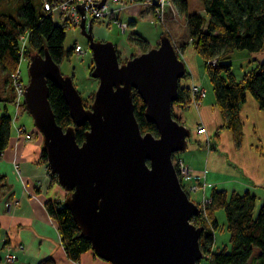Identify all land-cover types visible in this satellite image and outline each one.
<instances>
[{
  "label": "water",
  "instance_id": "95a60500",
  "mask_svg": "<svg viewBox=\"0 0 264 264\" xmlns=\"http://www.w3.org/2000/svg\"><path fill=\"white\" fill-rule=\"evenodd\" d=\"M109 0L96 4L102 9ZM81 33L100 84L90 109L50 56L34 55L25 89L26 111L44 137L49 169L71 193L65 201L75 223L97 256L109 264H200L206 230L192 223L201 209L190 199L174 159L188 149L191 130L175 120L180 82L187 67L168 36L160 45L122 64L111 42L96 41L94 21ZM63 92L73 122L90 129L79 144L75 128L63 129L49 101V83ZM134 91L146 104V117L159 137L141 132Z\"/></svg>",
  "mask_w": 264,
  "mask_h": 264
},
{
  "label": "trees",
  "instance_id": "16d2710c",
  "mask_svg": "<svg viewBox=\"0 0 264 264\" xmlns=\"http://www.w3.org/2000/svg\"><path fill=\"white\" fill-rule=\"evenodd\" d=\"M58 1L22 0L15 11L0 9V64L10 75L15 74L21 66L23 55L30 57L34 53L44 56L48 50L55 62L61 65L66 58L76 53V44L69 50L64 47L69 25H56L54 15L44 9V2L56 4ZM152 1L132 0L136 5L148 4ZM173 1L178 13L186 16L189 40L206 64L217 106L221 109L224 118L222 129L233 132L236 144L240 147L243 142L240 112L248 95L254 97L264 112V59L255 61L257 67L246 73L241 81L236 80L229 60L233 53L239 51H248L256 55L264 52V0H200L204 14H189L188 0ZM22 37L28 38L25 52L21 49ZM129 41L140 50V54L152 49L151 44L140 34L131 35ZM188 45L190 44L183 43L180 52L183 53ZM134 57L136 55L132 58ZM211 62H217V65L214 66ZM187 76L186 72L185 78ZM49 92V101L56 114L57 124L64 130L74 127L78 143L83 144L90 125L74 124L64 94L53 82L49 83ZM178 97L179 101L175 105L186 110V106L191 101L190 89L180 87ZM13 99V96H9L5 103L12 104ZM133 99L136 121L141 132L152 133L159 137L156 125L147 120L146 104L136 91ZM175 120L182 124L178 117H175ZM14 123L15 118L7 110L0 113V159L10 145ZM42 159L48 163L45 151ZM176 171L178 172L177 169ZM52 178L56 177L52 176ZM1 182L2 177H0V198L5 195L6 187ZM195 182L198 183L197 180ZM185 185L183 182L182 186L186 190ZM200 187L202 188V185ZM65 201H48L46 209L59 225L62 245L68 258L80 263L82 255L92 252L93 249L91 243L82 234L81 228L75 223L73 214L66 208ZM220 210H225L226 213L230 250L226 246L225 249L214 251L215 234L220 227L216 213ZM205 218L206 220H203L201 215L193 218L192 221L206 230L201 240V250L207 264H264V202L258 205V198L254 194L250 192L228 194L224 190H215ZM1 234L0 226V237ZM39 264H55V262L48 258Z\"/></svg>",
  "mask_w": 264,
  "mask_h": 264
},
{
  "label": "crops",
  "instance_id": "0c3cea01",
  "mask_svg": "<svg viewBox=\"0 0 264 264\" xmlns=\"http://www.w3.org/2000/svg\"><path fill=\"white\" fill-rule=\"evenodd\" d=\"M156 1L128 6L118 14L119 18L122 22L129 23L134 34H140L147 40V33L141 31L140 20L143 18L155 24L152 22L151 4ZM98 23L100 27L97 28V33L101 38L103 34L100 28L111 24ZM95 25L94 22L93 32ZM121 44V47H116L120 59L126 58L129 61L134 55H129L130 50H127L124 42ZM251 57L253 61H262L264 52L259 55L252 54ZM181 59L186 64L188 74L180 82L181 88L191 89L200 85L206 89L207 94L200 107L185 110L178 105L173 108L175 117L191 130L188 149L176 160L182 161L196 176L198 184L202 185L197 193L203 197L211 199L215 190H224L228 194L250 192L258 198V205H261L264 202V112L254 97L248 95L240 112L243 142L238 147L234 133L222 129L224 118L217 106L216 96H207L208 90L204 84L206 78L210 77L206 64L191 45L186 47ZM5 96L0 99V109L2 112L7 110L16 119L17 111L14 105L5 103L9 95ZM21 114L19 121H15L13 125L10 145L0 159L1 183L6 186L5 195L0 198V264H3L1 262H4L3 259L8 253L17 256L19 261L15 264H39L48 258L53 259L55 264H109L93 250L83 254L80 263L68 258L62 245L59 225L48 214L46 204L48 201L64 202L69 192L60 186L56 176L55 179L52 178L54 175L49 169V163L42 159L44 137L26 119L23 112ZM22 125L33 133L32 141L18 138L16 126ZM201 125L207 129V135L198 133ZM13 200L19 201L20 205L8 209L6 203ZM20 246L23 250L19 249Z\"/></svg>",
  "mask_w": 264,
  "mask_h": 264
},
{
  "label": "rangeland",
  "instance_id": "374dc122",
  "mask_svg": "<svg viewBox=\"0 0 264 264\" xmlns=\"http://www.w3.org/2000/svg\"><path fill=\"white\" fill-rule=\"evenodd\" d=\"M21 2L22 0H0V9H3V8L13 9V11H15V8H18L17 6L21 5ZM188 4H189L188 6L189 14H193L197 12H201L204 14V11H203L204 8L202 7L200 0H188ZM130 6H133V4ZM151 10H152V22H154L155 24H152L150 21L148 22L144 20L143 18H141L140 20L141 31L144 33H147L148 43L151 44L152 48H156L157 46L160 45L159 42L161 40V37L163 35L168 36L171 42L174 43L175 49L177 53H179V56L181 58L183 53L180 52V49L183 43H187L193 46L192 42L189 40V32L187 30L186 16L180 15L178 13V10L175 8V6L174 8H171V10L169 9L166 11L164 18H158L155 11L153 9ZM54 22L56 25L63 24L60 14L55 13ZM95 23L96 25L94 27L93 34H94L96 41L104 40L105 42L102 41L104 43L111 42L116 47L117 45L121 47L122 46L121 43L124 42L127 45V50H130V54H129L130 56H133V55H136V57L140 56V50H138V48H136L129 41L130 36L134 34L132 27H130L126 33H123L117 25L116 26L114 24H111L110 26L105 25L102 28H100V31L103 34V36H101L100 38V36H98L99 34L97 33V28L100 27V23H98L97 21ZM66 36H67V40L64 44V47L66 50H69L72 47H74L73 45L78 44L83 47L84 52L86 53H84V55L74 53L72 57L66 58L63 61V63L60 65L62 75H64L65 77H70L72 78V80H74L75 87L77 88V91H79L84 103H88V105H91L92 107V105L95 102L94 99L98 91L97 89L99 87L100 82L98 79H93L91 77V73H92L91 70L93 71V69L95 68H94V61H93L92 53L90 50V46L88 45V40L85 37V35H82L81 26L80 27L72 26V28H70L67 31ZM34 55L36 54L34 53L31 54V56H34ZM251 56H252V53H249L248 51H239L231 55L229 62L233 67V73L237 81H241V79L244 77L246 73L250 72L252 69L257 67L258 65L257 62L253 61ZM30 57L23 55V61L21 63V66L19 67V70L21 71V73H20V78L18 80L14 79L13 74L10 75V73L5 71L2 65L0 64V99L2 100V97H4L5 94L6 96L8 95L13 96L14 99H13L12 105H14V108L17 111L15 114L16 116L15 121L17 122L19 121V118L22 115L21 112H23L26 119H29L31 124L34 125V120H33L32 115H29V113L26 111V107L24 104V98L22 96L20 97L19 93L16 90L19 84H22L23 87H27L30 84L29 82L30 75L28 71L29 65L31 63ZM120 61L122 64H125L126 62H128L126 58H122V60L120 59ZM13 81H15V83ZM16 82H17V85H16ZM204 85H206L205 88H207L208 90L207 96L209 97L214 96L213 90H212L213 85H211L210 78L208 77L206 78ZM177 106L178 105H175V108ZM0 112H2L1 109H0ZM21 127L27 130V127L23 125L20 127L16 126V129H20ZM180 155L181 153H177L176 158L179 157ZM185 183L187 184V182ZM198 191L187 193V194L190 197V199L198 206V208L201 209L202 219L206 220L205 217H206V211L208 207L205 204H206V201L209 199H207L206 197H203L202 194L197 193ZM70 195L71 193H68L66 196L67 197L66 199H68ZM216 218H218L220 227H219V230H217L215 234L216 243H215L214 251L225 249L226 246L230 250V240H229L230 234L227 229V218H226L225 210L218 211L216 213ZM9 254L10 253H8V255ZM6 257H4L3 261L5 260ZM1 263L7 264L5 261ZM200 264H207L205 255H204L203 260L200 262Z\"/></svg>",
  "mask_w": 264,
  "mask_h": 264
},
{
  "label": "built area",
  "instance_id": "2783aa9c",
  "mask_svg": "<svg viewBox=\"0 0 264 264\" xmlns=\"http://www.w3.org/2000/svg\"><path fill=\"white\" fill-rule=\"evenodd\" d=\"M101 1H95V0H59L56 4L44 2V9L46 12H50V14L55 15V13L60 14V17L63 21V24H68L70 28L72 26L80 27L82 24V14L79 11V6H82L83 4L86 5V18L89 22L90 20H95L97 22H109L110 24L117 25L120 30L123 33H126L127 30L130 28L129 23L122 22L119 18V13H121L123 10H125L130 5H136L132 2V0H109L102 9H99L96 4L100 3ZM152 9L157 14L158 18H164L166 11L171 10V8H174V1L173 0H157L155 3V6ZM114 7L115 9H113ZM28 44V38L22 37L21 39V49L24 52L26 49V46ZM76 53L77 54H83L84 49L82 46L76 44ZM22 52V54H23ZM23 60V59H22ZM212 65L216 66L217 62H211ZM21 71L17 70L15 74H13V78L18 80L20 78ZM15 83V81H13ZM19 82V81H18ZM17 85V82H16ZM25 89L26 87H23L22 84H19L17 86V92L19 93L20 97L22 96L25 101ZM207 91L201 87L200 85L193 86L190 89V97L191 101L186 106V109L188 108H197L200 107L203 100L206 98ZM26 107V105H25ZM18 138H25L26 141H32L33 133L31 134L28 130L24 128H20L17 130ZM198 133L200 135H207V129H205L204 126L198 127ZM175 168L178 170L177 174L180 177L181 183L187 182L185 185L186 191L188 193L196 192L201 189L200 185L196 183V176L192 174L190 168H188L185 164H183L182 161L176 160L174 161ZM195 182V183H194ZM7 208L11 209L13 206L17 207L19 206V201L13 200L12 202L6 203ZM207 207L211 205V199L206 201L205 204ZM19 249L23 250V247L20 246ZM7 264H15L18 262V258L16 255H7V257L4 260Z\"/></svg>",
  "mask_w": 264,
  "mask_h": 264
},
{
  "label": "flooded vegetation",
  "instance_id": "af4514ba",
  "mask_svg": "<svg viewBox=\"0 0 264 264\" xmlns=\"http://www.w3.org/2000/svg\"><path fill=\"white\" fill-rule=\"evenodd\" d=\"M85 108L90 109L91 108V105H88V103H85Z\"/></svg>",
  "mask_w": 264,
  "mask_h": 264
}]
</instances>
